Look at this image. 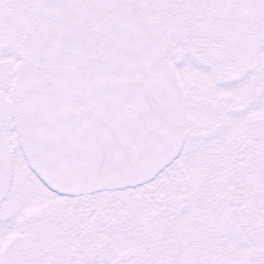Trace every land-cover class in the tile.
<instances>
[{
  "label": "snow or ice",
  "instance_id": "snow-or-ice-1",
  "mask_svg": "<svg viewBox=\"0 0 264 264\" xmlns=\"http://www.w3.org/2000/svg\"><path fill=\"white\" fill-rule=\"evenodd\" d=\"M0 264H264V0H0Z\"/></svg>",
  "mask_w": 264,
  "mask_h": 264
}]
</instances>
